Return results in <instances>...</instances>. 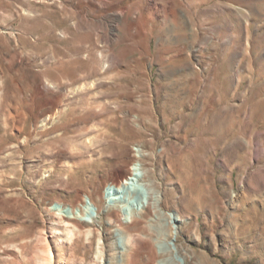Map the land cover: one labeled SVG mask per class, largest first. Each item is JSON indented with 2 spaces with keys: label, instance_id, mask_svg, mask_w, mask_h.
I'll return each instance as SVG.
<instances>
[{
  "label": "rangeland",
  "instance_id": "rangeland-1",
  "mask_svg": "<svg viewBox=\"0 0 264 264\" xmlns=\"http://www.w3.org/2000/svg\"><path fill=\"white\" fill-rule=\"evenodd\" d=\"M136 159L184 264H264V0H0V264H153L154 209L58 211Z\"/></svg>",
  "mask_w": 264,
  "mask_h": 264
},
{
  "label": "bare ground",
  "instance_id": "bare-ground-1",
  "mask_svg": "<svg viewBox=\"0 0 264 264\" xmlns=\"http://www.w3.org/2000/svg\"><path fill=\"white\" fill-rule=\"evenodd\" d=\"M100 4L105 5V2H100ZM170 13L174 15V11H171ZM118 16L123 18L130 17L126 11H122L118 14ZM178 29L181 31L186 29V23H181V26L178 27ZM60 37H63V35L60 34ZM161 40L162 37L160 36V34H157L156 42H161ZM115 65L116 57L114 55H110L105 59V62L101 64L100 69L102 72H104L109 66L114 67ZM86 87V85L85 87L80 88L72 87V94H77L80 91L82 92V90L86 89ZM61 114L62 111H57L54 116H47L46 120H55V118ZM26 141V138H24L19 143L21 145H24ZM139 156H141L140 153ZM121 170L122 166H119L116 172V174L120 176L118 181L110 182L106 187L105 192L102 193V196H99L92 200L89 199V203L92 206L91 209L87 208V206L79 208L73 205L65 206L63 204H58V211L60 216L71 220L81 219L85 225L91 224L96 218L94 215V209L97 211L100 207V203L103 200H108L110 204L117 206L120 210L124 211L125 213H131L132 210L141 212L143 209H154V219L158 221V226L156 227L155 238H153L151 243H148V245L146 246V249L149 250L147 255L149 256L153 264H181L180 260H182V264H184V259L178 253L173 239L177 224L180 222V218L174 214H170L169 216L165 215L161 211L159 207L160 195L154 192L153 189L145 183L146 172L141 169V164L138 159H136L132 164H130L127 173H125L123 177H121L120 175ZM138 185L143 186L145 194L143 196L141 195L142 193L139 194V197L136 199L135 202L129 201V199L126 198V194L129 195L131 193L136 192V186ZM122 241L124 240L122 239ZM127 247V240H125L124 246L123 248H121L117 257L116 264H125L124 257L128 251Z\"/></svg>",
  "mask_w": 264,
  "mask_h": 264
},
{
  "label": "water",
  "instance_id": "water-1",
  "mask_svg": "<svg viewBox=\"0 0 264 264\" xmlns=\"http://www.w3.org/2000/svg\"><path fill=\"white\" fill-rule=\"evenodd\" d=\"M180 259V258H179ZM181 261V264H182V260H180Z\"/></svg>",
  "mask_w": 264,
  "mask_h": 264
}]
</instances>
